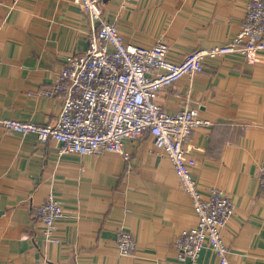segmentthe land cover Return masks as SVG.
<instances>
[{"label": "crops", "instance_id": "0c3cea01", "mask_svg": "<svg viewBox=\"0 0 264 264\" xmlns=\"http://www.w3.org/2000/svg\"><path fill=\"white\" fill-rule=\"evenodd\" d=\"M247 0H100L102 17L125 43L161 41L178 61L194 49L228 42ZM88 20L72 0H0V117L38 125L59 113L60 98L40 95L68 55L87 48ZM169 113L186 104L210 121L190 135L192 177L202 195L223 191L234 210L221 231L232 264H264V53L205 59L204 70L160 92ZM130 153L58 155L53 140L0 130V264H183L173 245L196 224L189 196L149 135L124 142ZM51 193L62 205L59 244L46 243L37 210ZM135 248L121 255L115 235ZM197 264H218L206 248Z\"/></svg>", "mask_w": 264, "mask_h": 264}, {"label": "built area", "instance_id": "2783aa9c", "mask_svg": "<svg viewBox=\"0 0 264 264\" xmlns=\"http://www.w3.org/2000/svg\"><path fill=\"white\" fill-rule=\"evenodd\" d=\"M88 20L87 48L68 55L50 86L40 95L60 98L58 115L46 125L0 117V130L32 134L40 143L53 140L58 155H103L115 153L128 160L124 142H137L149 135L171 163L180 189L189 196L196 217L194 227L180 231L173 241L177 259L197 264L208 248L218 264H232L221 231L234 206L228 195L210 189L204 196L192 177L195 163L189 148L190 135L210 121L198 116L194 106L166 112L157 98L184 76L204 70L205 59L239 54L254 63L264 53V0H247L237 33L209 49H194L178 61L168 57V46L158 41L150 47L125 43L114 24L102 17L100 0H72ZM259 198L264 204V163L257 169ZM63 208L51 193L37 210V220L46 243L59 244L56 237ZM121 255L135 248L132 235L122 229L115 235ZM37 264H52L41 257Z\"/></svg>", "mask_w": 264, "mask_h": 264}]
</instances>
